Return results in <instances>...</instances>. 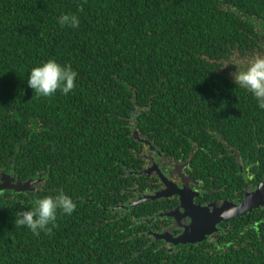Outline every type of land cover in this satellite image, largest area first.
Listing matches in <instances>:
<instances>
[{
	"label": "trees",
	"instance_id": "1",
	"mask_svg": "<svg viewBox=\"0 0 264 264\" xmlns=\"http://www.w3.org/2000/svg\"><path fill=\"white\" fill-rule=\"evenodd\" d=\"M258 57L264 0H0V173L40 181L0 193V264H264L261 208L178 246L147 236L174 199L117 209L157 191L155 152L213 201L263 180L264 110L233 80ZM48 59L78 73L67 95L28 87ZM61 190L76 210L50 234L16 223Z\"/></svg>",
	"mask_w": 264,
	"mask_h": 264
},
{
	"label": "clouds",
	"instance_id": "2",
	"mask_svg": "<svg viewBox=\"0 0 264 264\" xmlns=\"http://www.w3.org/2000/svg\"><path fill=\"white\" fill-rule=\"evenodd\" d=\"M58 23L77 28L80 21L75 14H65L58 18ZM77 75L70 65H61L54 59H48L31 68L27 85L38 97H51L58 90L67 95L76 87ZM233 80L252 95L259 109L264 110V57L252 60L244 70L235 74ZM75 210L76 203L61 190L54 196L36 199L32 210L18 213L16 223L27 227L35 235L41 231L50 234L56 226L58 212L71 216Z\"/></svg>",
	"mask_w": 264,
	"mask_h": 264
},
{
	"label": "water",
	"instance_id": "3",
	"mask_svg": "<svg viewBox=\"0 0 264 264\" xmlns=\"http://www.w3.org/2000/svg\"><path fill=\"white\" fill-rule=\"evenodd\" d=\"M136 140L141 141L138 137H136ZM144 143L149 145L148 142ZM153 172L157 173L164 188L152 195L142 196L125 207H117V209L129 210L132 207H136L144 203L160 199H167L178 195L182 196L187 192H190L186 188H178L176 184L164 178L160 173L158 166L152 162L149 168L139 172L138 175L149 176ZM39 182V180H29L25 183H20L13 177L5 173H0V193L5 190L14 192H30L34 190L33 186ZM191 200L188 202V206L186 204L184 208L187 210L185 215L191 218L192 223L190 227L184 229L182 235L172 238L169 232H164L161 234H154L150 232L149 234H152V237L155 240H163L166 243L172 244L174 246L180 244L183 245L186 243L195 244L202 242L206 236H210L217 231L216 225L220 221H229L233 218L244 216L259 208L264 210V176L263 180L256 186V189L252 192H247L243 201L239 204H234L233 202H224L218 207L215 206L216 204L209 205L207 207H201L193 205ZM159 216L168 218L176 217L175 212L163 213Z\"/></svg>",
	"mask_w": 264,
	"mask_h": 264
},
{
	"label": "flooded vegetation",
	"instance_id": "4",
	"mask_svg": "<svg viewBox=\"0 0 264 264\" xmlns=\"http://www.w3.org/2000/svg\"><path fill=\"white\" fill-rule=\"evenodd\" d=\"M149 155H151L154 158L155 162L158 161L157 162V166L159 168L160 173L162 174V176L164 178H166L168 181L176 184V186L178 188H180V189L186 188L187 190L190 191V192H187V193L185 192L186 194L182 195V196L178 195V196L171 197V199H174V201L176 203L170 209H168V212H175V216L176 217H170V218H166V219H162L161 218L160 222L164 223L162 225L161 231L158 232V233H154V234H161V233H164V232H167V233L169 232V234H170V236L172 238H176V237H179L180 235H182L183 232H184V229L187 228V227H190L191 223H192L191 218L185 215L187 210L184 208V206H186V204L188 206V202L191 199H192L191 201H192L193 205L201 206V207H207V206L213 205L215 203H216L215 206L218 207V206L222 205L224 202H232L233 201V200H228V201H224V202L223 201H217V200L213 201L214 199H212L208 195H206V193L203 192L202 187H199L196 184L197 182L191 176H189L187 172H184V170H183L184 176L180 177L181 172H179L177 175H175V174H173V168L172 167H164L163 163L160 162L161 154L159 152H155L154 154L145 155L146 156V160H145L144 165H143L144 166L143 170H146L150 166L148 164V162L151 160L150 159L151 157ZM151 175H157V173L153 172ZM158 180L160 182V186L158 187L157 191H155L154 193H156V192H158V191H160V190H162L164 188V186L161 183L160 179H158ZM185 180L187 181V183L184 184ZM258 184H256V186ZM256 186L253 187L251 185V187L249 188L245 184L242 198L241 199L240 198H236L233 201V203L234 204L241 203L243 201L244 197H245V194L247 192L254 191L256 189ZM154 193H151V194H148V195H152ZM196 194H197V196H196ZM142 196H147V195H146V193H143V195H137L136 199L133 200L132 202L136 201L137 199L141 198ZM233 219H236V218H233ZM233 219H231L229 221H225V222L220 221L216 225L217 231L215 233H213L212 235H210V236H206L203 241H206L208 239H210V241H213L216 234L219 235L221 233L220 231L224 230L227 227L229 228V222L232 221ZM163 220L165 222H163ZM149 233L150 232L147 233V236L153 238L152 234H149ZM161 241H163V240H161ZM167 244H169V243H167ZM195 244H198V243H195ZM195 244L186 243V244H183V245H195ZM180 245H182V244H180Z\"/></svg>",
	"mask_w": 264,
	"mask_h": 264
},
{
	"label": "rangeland",
	"instance_id": "5",
	"mask_svg": "<svg viewBox=\"0 0 264 264\" xmlns=\"http://www.w3.org/2000/svg\"><path fill=\"white\" fill-rule=\"evenodd\" d=\"M235 72H237V70Z\"/></svg>",
	"mask_w": 264,
	"mask_h": 264
}]
</instances>
